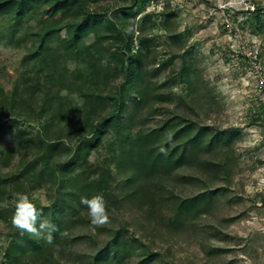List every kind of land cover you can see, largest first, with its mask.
I'll list each match as a JSON object with an SVG mask.
<instances>
[{
	"label": "rangeland",
	"instance_id": "rangeland-1",
	"mask_svg": "<svg viewBox=\"0 0 264 264\" xmlns=\"http://www.w3.org/2000/svg\"><path fill=\"white\" fill-rule=\"evenodd\" d=\"M87 4L89 12L105 15L119 32L121 40L109 36L111 51L127 57L124 45L130 43L132 56L141 52L145 79L164 96L163 101L149 102L127 118L124 131L146 132L166 120L184 119L195 126L210 127L222 142L229 139L228 144L216 145L212 154H199L223 164L226 173L193 163L172 175L191 174L198 180L193 186L169 182L168 187L180 198L204 188L224 189L208 210L180 220L181 225L174 228L171 223L178 217L173 207L156 203L150 209L145 201L129 198V190L119 184L126 174L118 169L116 156L126 153L129 145L125 134L119 136L109 128L104 142L87 158V175L96 171L100 176L104 170L109 173L106 206L110 222L98 232L96 246L105 243L110 234L120 233L134 247L124 264H136L150 256L147 264H264V0H88ZM117 10H124L118 19L114 16ZM5 26L6 17L0 14V89L9 95L25 75L37 79L38 70L28 61L26 48L38 23L37 18L25 21L13 42ZM92 41V36L83 40L85 44ZM101 64L113 71L109 83L100 89L106 103L101 114L108 116L124 75L114 69L117 60L103 58ZM66 66L87 76L83 62L69 60ZM60 95L74 106L83 104L77 94L62 91ZM24 114L31 116L30 110ZM9 115L0 109V120L11 123ZM20 125L31 134L40 129L37 121ZM54 129L50 139L55 136ZM71 138L75 144L78 138L73 133ZM7 151L13 154L9 161ZM18 154L12 135L0 134V176L17 170ZM27 195L35 206L45 209L55 199L47 188L27 190ZM7 198L0 201L10 210L6 221H0L3 264L11 235L21 232L11 223L16 198ZM41 217L48 218L46 210ZM93 226L78 224L72 233L92 236L97 234ZM91 244L80 242L72 255L55 253L50 262L24 257L16 264H87L86 257L94 249Z\"/></svg>",
	"mask_w": 264,
	"mask_h": 264
},
{
	"label": "trees",
	"instance_id": "trees-1",
	"mask_svg": "<svg viewBox=\"0 0 264 264\" xmlns=\"http://www.w3.org/2000/svg\"><path fill=\"white\" fill-rule=\"evenodd\" d=\"M87 3L88 0H0V14L6 17L3 29L10 42L15 40L25 21L37 18L38 23L26 48L28 61L38 70L37 79L25 75V80L16 84L9 95L0 89V109L9 111L12 119L11 123L0 120V134L12 135L19 150L17 170L0 176V201L4 197L17 198L18 193L27 194V190L47 188L54 192L55 199L49 208L39 205L36 208L41 213L46 210L47 220L58 229L53 233L52 243L27 232L11 235L3 252L4 264H16L24 257L50 262L55 259V253L72 255V249L80 242H91L94 247L86 257L87 264H124L134 253V247L120 233L110 234L105 243L96 246V237L104 226H93L87 208L80 204L81 196L91 198L101 194L108 200L109 173L104 170L100 176L96 171L87 175L86 168L90 167L87 158L104 142L109 128L119 136L125 134L129 145L126 153L116 156L118 169L126 174L119 184L129 190V198L145 201L150 209L156 203L173 207L178 217L171 223L174 228L181 225L180 220L186 221L208 210L217 194L224 191L204 188L191 197L180 198L168 187L169 182L195 185L198 180L191 174L172 176L193 163L209 171L216 168L227 172L220 162L199 157L202 153L212 154L214 147L222 142L210 127L174 119L146 132L139 130L132 134L123 130L127 118L134 117L149 102L163 101L164 96L155 92L145 79L141 52L132 56L130 43L124 45L127 57L125 53L111 51L112 46H107L109 36L121 40L119 32L105 15L89 12ZM123 11L117 10L115 18L121 17ZM89 36L93 41L85 44L83 40ZM103 58L108 62L117 60L114 69L123 71L124 75L112 97L113 108L108 116L101 114L106 103L100 89L109 83L113 71L109 65L102 66ZM69 60L85 63L87 76L80 70L70 71L66 66ZM62 91L81 96L83 104L72 105L67 97L60 95ZM24 110H30L31 116L27 117ZM31 121L39 123V132L31 134L20 128L21 123ZM53 128L55 136L50 139L48 135ZM72 133L78 138L75 144ZM222 143L228 144L229 139ZM12 155V151H7L6 161ZM9 211L0 205V221H6ZM40 219L43 220L41 216ZM78 224L93 226L97 234L73 235L72 230ZM151 259V256L141 258L136 264H147Z\"/></svg>",
	"mask_w": 264,
	"mask_h": 264
},
{
	"label": "clouds",
	"instance_id": "clouds-1",
	"mask_svg": "<svg viewBox=\"0 0 264 264\" xmlns=\"http://www.w3.org/2000/svg\"><path fill=\"white\" fill-rule=\"evenodd\" d=\"M80 204L87 208L90 222L93 225L99 227L110 222L106 201L101 194H96L91 198L81 196ZM41 215L42 213L37 210L27 194H17L15 211L11 218L12 225L22 233L27 232L45 239L47 243H52L53 233L58 231L57 226L47 219L41 220ZM62 235H67V233H62Z\"/></svg>",
	"mask_w": 264,
	"mask_h": 264
}]
</instances>
